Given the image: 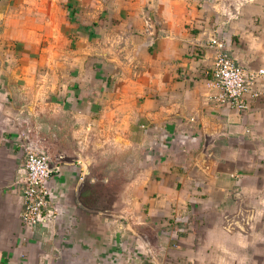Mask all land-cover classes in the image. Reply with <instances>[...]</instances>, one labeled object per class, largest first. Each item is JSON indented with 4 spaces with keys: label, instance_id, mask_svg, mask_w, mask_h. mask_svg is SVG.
<instances>
[{
    "label": "crops",
    "instance_id": "crops-1",
    "mask_svg": "<svg viewBox=\"0 0 264 264\" xmlns=\"http://www.w3.org/2000/svg\"><path fill=\"white\" fill-rule=\"evenodd\" d=\"M212 39L256 76L264 0H0V264H264V79L217 102Z\"/></svg>",
    "mask_w": 264,
    "mask_h": 264
},
{
    "label": "built area",
    "instance_id": "built-area-1",
    "mask_svg": "<svg viewBox=\"0 0 264 264\" xmlns=\"http://www.w3.org/2000/svg\"><path fill=\"white\" fill-rule=\"evenodd\" d=\"M209 47L215 51L213 84L220 91L217 102L238 112L248 110L247 95L258 98L260 93L252 90L255 82L264 79V69L256 76L250 74L231 56L226 39H212ZM24 182L22 186L21 213L26 227L45 226L56 218L58 210L51 206L52 192L49 182L60 173L57 165L46 151L24 147Z\"/></svg>",
    "mask_w": 264,
    "mask_h": 264
}]
</instances>
